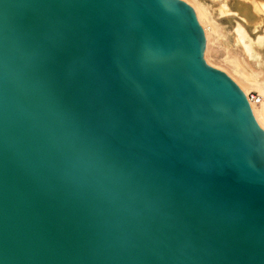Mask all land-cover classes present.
<instances>
[{
	"label": "water",
	"instance_id": "95a60500",
	"mask_svg": "<svg viewBox=\"0 0 264 264\" xmlns=\"http://www.w3.org/2000/svg\"><path fill=\"white\" fill-rule=\"evenodd\" d=\"M184 0H0V264H264V129Z\"/></svg>",
	"mask_w": 264,
	"mask_h": 264
},
{
	"label": "bare ground",
	"instance_id": "6f19581e",
	"mask_svg": "<svg viewBox=\"0 0 264 264\" xmlns=\"http://www.w3.org/2000/svg\"><path fill=\"white\" fill-rule=\"evenodd\" d=\"M191 1L209 42L225 47L222 61L246 87L257 90L258 96L250 97L245 89L253 113L264 128V0Z\"/></svg>",
	"mask_w": 264,
	"mask_h": 264
},
{
	"label": "rangeland",
	"instance_id": "374dc122",
	"mask_svg": "<svg viewBox=\"0 0 264 264\" xmlns=\"http://www.w3.org/2000/svg\"><path fill=\"white\" fill-rule=\"evenodd\" d=\"M184 1L187 2L188 4H193L191 0H184ZM192 7L195 10L194 4L192 5ZM195 12H196V10H195ZM196 15H197V12H196ZM197 18H198V21H199L200 25L202 24L201 26H202V28L204 30V35H205L204 58H205L206 62L209 65H211L213 67H216V68L224 71L226 74H228L240 86V88L245 92V94H246L245 89H247L248 94L250 95V97H253V96L256 97V96H258L257 90L254 87H246L242 83V81L239 79V77L232 71V69L226 63H224L222 61L223 56L225 54V47L223 45L219 44L216 41L215 42L214 41L209 42V40H208L209 38L207 37L205 26H204L203 22L199 20L198 15H197ZM207 41H208L209 44L207 43ZM212 44H213V46H212ZM220 57H221V59H220Z\"/></svg>",
	"mask_w": 264,
	"mask_h": 264
}]
</instances>
